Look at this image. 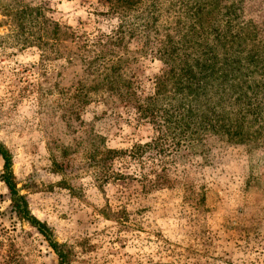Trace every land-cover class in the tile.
<instances>
[{
	"label": "rangeland",
	"instance_id": "obj_1",
	"mask_svg": "<svg viewBox=\"0 0 264 264\" xmlns=\"http://www.w3.org/2000/svg\"><path fill=\"white\" fill-rule=\"evenodd\" d=\"M127 20L110 59L124 58L147 119L126 103L111 111L74 58L120 29L109 3L0 0V146L40 224L12 212L0 155V264H264V0H134ZM168 37L191 63L217 58L194 100L157 96ZM77 93L89 104L70 111ZM93 133L133 181L97 180Z\"/></svg>",
	"mask_w": 264,
	"mask_h": 264
},
{
	"label": "trees",
	"instance_id": "obj_2",
	"mask_svg": "<svg viewBox=\"0 0 264 264\" xmlns=\"http://www.w3.org/2000/svg\"><path fill=\"white\" fill-rule=\"evenodd\" d=\"M109 3L111 10L124 19V22L120 26V29L112 37H108L107 40L98 41L96 44H91L90 46L80 44L77 47V50L74 54L76 61L83 63L86 68L90 71H94L96 75L93 78L92 86L90 90H96V92H103L105 98L101 100L106 106H108L111 111L116 110V107L121 104L134 105L137 111L140 113L142 119L150 118L154 115V109H151V104H144V100L141 97H138L133 89V83L129 80L128 76L125 75V66L123 64L124 58L115 63L114 59L111 60L113 50L111 49L114 44H122L125 40V37L131 34L135 22H128V8L133 5L134 0H105ZM193 27H200L205 30L207 27L206 20L203 16L210 14L206 13L202 6L197 4L194 8ZM147 29L150 30L154 26V22L151 24L148 22L146 24ZM151 26V27H150ZM129 29V30H128ZM131 29V30H130ZM168 40V42H167ZM170 43V44H169ZM174 41L172 38H166L163 41V45H170L173 48L167 49V52L164 56V61L168 65V69L157 78L156 83V92L157 96H166L169 93L175 94V97L178 95H186L192 100H194L195 94H201L199 86L202 82V72L199 68L203 70H208L215 72L212 69L216 64V57L211 54L207 58H201L205 63H198L196 60H187L185 56L182 57L180 51L173 44ZM78 46V45H77ZM162 49H166L163 47ZM212 51V50H211ZM213 52V51H212ZM89 57V58H88ZM107 58H109L107 60ZM118 64V65H117ZM193 65V66H192ZM216 73V72H215ZM212 73L211 75H214ZM90 78V77H89ZM208 78V77H207ZM213 77H210L209 80H212ZM170 96H173L172 94ZM198 97V96H197ZM88 103L85 99V95L77 93L72 98V102L69 105V110L73 111L75 108L83 109ZM76 116H79V111L74 112ZM168 117V115H167ZM91 141L89 142V148L86 152V160L89 163L90 167H94L95 177L97 180H101L105 183H108L112 180H117L118 177H122L124 180L128 179L133 181L132 176L119 175L113 171V162L115 161L117 155L122 152L107 149L102 145V138L95 133L92 134ZM154 144H146L144 147H152ZM139 148H143L140 146ZM0 155L4 160V172L2 174V180L8 190L10 191L13 197V206L12 212L22 220H29L32 225L38 227L40 224L38 220L31 214L29 209V204L24 196H19L17 190V183L15 175L12 171V162L8 152L0 146ZM17 197V198H16ZM39 231L49 238L48 234L45 232V229L40 226ZM50 239V238H49ZM51 245L57 249L56 244L50 240ZM61 259L63 256H61Z\"/></svg>",
	"mask_w": 264,
	"mask_h": 264
}]
</instances>
